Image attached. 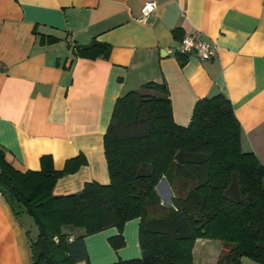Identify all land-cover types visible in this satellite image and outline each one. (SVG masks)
<instances>
[{"label":"crops","instance_id":"crops-1","mask_svg":"<svg viewBox=\"0 0 264 264\" xmlns=\"http://www.w3.org/2000/svg\"><path fill=\"white\" fill-rule=\"evenodd\" d=\"M147 2L156 8L143 23ZM193 33L216 46L213 59L178 53L180 41ZM94 43L108 47L109 57L75 55ZM149 83L166 86L180 127L189 126L197 101L223 95L241 124L242 151L264 165V0H0L5 159L23 173L41 170L43 156L56 171L80 156L87 162L56 182L54 195L79 193L86 183L108 185L104 136L115 104ZM156 190L173 205L165 179ZM28 217L1 194L0 264H34ZM139 224L126 223L125 245L117 251L108 241L116 228L86 237L88 260L78 264L140 258ZM64 231L71 240L84 235ZM222 250L221 241L198 239L193 264H216ZM242 264L257 263L243 258Z\"/></svg>","mask_w":264,"mask_h":264},{"label":"trees","instance_id":"trees-1","mask_svg":"<svg viewBox=\"0 0 264 264\" xmlns=\"http://www.w3.org/2000/svg\"><path fill=\"white\" fill-rule=\"evenodd\" d=\"M78 57L108 58L94 43ZM104 136L109 183H86L81 192L56 196V182L86 165L83 156L54 170L20 172L0 149V192L14 211L29 215L39 235L34 264L88 260L85 238L110 228V247H124L126 223L139 219L141 257L113 264H193L198 239L221 241L216 264H264V165L241 149V124L231 102L218 95L197 101L188 127L176 125L165 85L149 83L119 98ZM165 179L173 205L156 190ZM83 230L73 240L64 229ZM57 239V241H55Z\"/></svg>","mask_w":264,"mask_h":264},{"label":"built area","instance_id":"built-area-1","mask_svg":"<svg viewBox=\"0 0 264 264\" xmlns=\"http://www.w3.org/2000/svg\"><path fill=\"white\" fill-rule=\"evenodd\" d=\"M156 4L154 2H147L142 7L140 21L146 23L155 10ZM217 48L215 45L202 39L198 33H193L183 37L178 45V53L181 55H193L201 61H208L215 57ZM1 197V192H0ZM164 204V202H162ZM57 241V239H55Z\"/></svg>","mask_w":264,"mask_h":264},{"label":"rangeland","instance_id":"rangeland-1","mask_svg":"<svg viewBox=\"0 0 264 264\" xmlns=\"http://www.w3.org/2000/svg\"><path fill=\"white\" fill-rule=\"evenodd\" d=\"M163 205V204H162ZM164 205H166L165 203H164ZM167 206V205H166ZM29 218V222L31 223V224H33V229L31 230L32 231V237L33 238H35L36 240H37V237H36V235L38 234V229H37V227L35 226V224H34V220L31 218V217H28ZM35 240V241H36ZM56 241V240H55Z\"/></svg>","mask_w":264,"mask_h":264}]
</instances>
